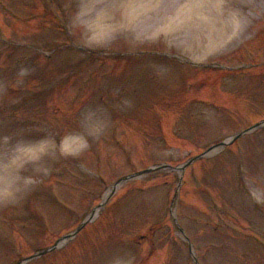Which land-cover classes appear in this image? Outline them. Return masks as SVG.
Listing matches in <instances>:
<instances>
[{
    "label": "rangeland",
    "instance_id": "obj_1",
    "mask_svg": "<svg viewBox=\"0 0 264 264\" xmlns=\"http://www.w3.org/2000/svg\"><path fill=\"white\" fill-rule=\"evenodd\" d=\"M191 1L0 0V264H264V0Z\"/></svg>",
    "mask_w": 264,
    "mask_h": 264
},
{
    "label": "clouds",
    "instance_id": "obj_2",
    "mask_svg": "<svg viewBox=\"0 0 264 264\" xmlns=\"http://www.w3.org/2000/svg\"><path fill=\"white\" fill-rule=\"evenodd\" d=\"M96 131L98 129L92 130L90 134L94 135ZM87 147V136L74 137L71 141V146L67 141L63 142L61 146H52L61 155H78ZM35 159H38V157ZM21 169L22 162L11 158L5 160L3 165H0V201L7 203L16 202L28 185L35 182V177L23 176Z\"/></svg>",
    "mask_w": 264,
    "mask_h": 264
},
{
    "label": "bare ground",
    "instance_id": "obj_3",
    "mask_svg": "<svg viewBox=\"0 0 264 264\" xmlns=\"http://www.w3.org/2000/svg\"><path fill=\"white\" fill-rule=\"evenodd\" d=\"M195 1L196 0H192L191 2L194 4L195 3ZM193 12H194V15H191V16H184V21L183 22H181V23H177V25H175V26H173V28H175L176 26V28H180L181 26H185V23L187 24L185 27H186V31L185 32H188V34H190V35H192V39L190 40V43L192 44V46L194 47V46H196V47H199V44L203 41V40H201V36H202V34H201V31L199 30V28L197 27V25L196 24H198V17L200 18L201 16H203L204 17V15L206 16V14H205V12L203 11V8L202 9H200L199 7H198V5L197 6H195V8H194V10H192ZM179 14V12L177 13V15ZM194 16V18H195V20H193V19H190L191 17H193ZM210 17V16H209ZM217 17V16H216ZM213 19V17L211 18V20ZM211 20H210V18H209V21H208V23H209V26L211 27L212 26V22H211ZM175 28V29H176ZM96 29H97V33L98 34H101V33H103L104 31H105V29L103 28V27H100V26H98V27H96ZM180 31V30H179ZM218 31H220V35L221 36H223L224 35V32H223V29H222V27L220 28V29H218ZM217 31V33L216 34H214V32L210 29L209 30V32H212V35L210 36V39H208V44H210V45H212V44H214L215 42H214V40L216 41V40H219V38H220V36H219V32ZM176 37H178V36H176ZM224 40V39H223ZM188 45V47L190 46L189 44H187ZM208 47V46H207ZM209 48V47H208ZM65 141H67L69 144H70V146H71V141L72 140H69V139H67V140H65ZM98 211H99V208L97 207V208H95L94 209V211H93V213H92V217L93 216H95V215H97V213H98Z\"/></svg>",
    "mask_w": 264,
    "mask_h": 264
},
{
    "label": "water",
    "instance_id": "obj_4",
    "mask_svg": "<svg viewBox=\"0 0 264 264\" xmlns=\"http://www.w3.org/2000/svg\"><path fill=\"white\" fill-rule=\"evenodd\" d=\"M203 155H205V153L200 154L198 157H201V156H203ZM184 165H185V164H184ZM184 165H183V166H184ZM148 170H150V169H146V170H144V172H147ZM55 246H56V244H55L53 247H55ZM36 255H38V254H36ZM36 255H32V256H30L29 259L35 257ZM18 264H20V263H18Z\"/></svg>",
    "mask_w": 264,
    "mask_h": 264
}]
</instances>
